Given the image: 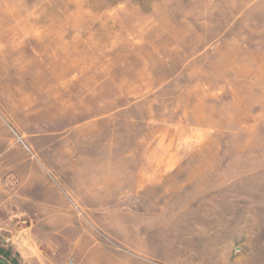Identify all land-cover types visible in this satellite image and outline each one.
Here are the masks:
<instances>
[{"label":"rangeland","instance_id":"374dc122","mask_svg":"<svg viewBox=\"0 0 264 264\" xmlns=\"http://www.w3.org/2000/svg\"><path fill=\"white\" fill-rule=\"evenodd\" d=\"M0 224L2 264H264V0H0Z\"/></svg>","mask_w":264,"mask_h":264},{"label":"built area","instance_id":"2783aa9c","mask_svg":"<svg viewBox=\"0 0 264 264\" xmlns=\"http://www.w3.org/2000/svg\"><path fill=\"white\" fill-rule=\"evenodd\" d=\"M11 241V236L0 224V244H8ZM71 264V263H70Z\"/></svg>","mask_w":264,"mask_h":264},{"label":"crops","instance_id":"0c3cea01","mask_svg":"<svg viewBox=\"0 0 264 264\" xmlns=\"http://www.w3.org/2000/svg\"><path fill=\"white\" fill-rule=\"evenodd\" d=\"M142 179H143V177H141V181H140V183H141V184L146 183V181H144V179H143V180H142ZM150 181H151V180H150ZM41 205H42V206H41L42 209H45V208H47V207L50 208V204H49V203H46V204L44 203V204H41ZM105 263H106V262H105ZM125 264H128V263H125Z\"/></svg>","mask_w":264,"mask_h":264},{"label":"water","instance_id":"95a60500","mask_svg":"<svg viewBox=\"0 0 264 264\" xmlns=\"http://www.w3.org/2000/svg\"><path fill=\"white\" fill-rule=\"evenodd\" d=\"M0 264H2V263H0Z\"/></svg>","mask_w":264,"mask_h":264}]
</instances>
